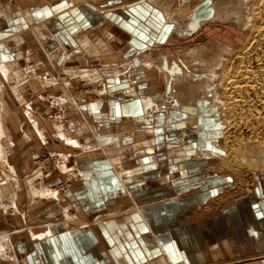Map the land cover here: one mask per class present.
Segmentation results:
<instances>
[{
  "label": "crops",
  "instance_id": "crops-1",
  "mask_svg": "<svg viewBox=\"0 0 264 264\" xmlns=\"http://www.w3.org/2000/svg\"><path fill=\"white\" fill-rule=\"evenodd\" d=\"M193 1L115 0L93 6L82 0H12L10 7L0 8V264H213L251 245L254 234L246 235L244 224L234 220L242 203L199 220L208 193L196 187L205 158L195 157L207 151L208 136L194 134L195 128L190 133L188 126L181 150L159 144L163 136H172L169 130L184 131L186 126L178 125L188 115L177 108L161 124L158 117L157 125H135L147 114L148 97L160 99L164 93L165 76L145 61L175 62L171 53L181 50L177 40L194 35L190 13L199 5ZM184 22L190 24L186 30L180 26ZM90 62H98L100 71ZM68 67L81 75L104 74L100 87L106 93L94 101L76 92L78 81L66 88L59 79ZM114 70L118 76L110 73ZM156 74L163 80L161 94L152 91ZM50 82L55 84L49 87ZM47 93L71 98L75 106L53 107ZM61 115L69 128L66 136L89 148L66 147L57 131ZM94 135L104 152L102 162L91 151L98 146ZM195 135L198 142L191 140ZM202 136L206 139L199 143ZM114 150L121 160L113 164L108 152ZM45 151L68 156L65 166L74 174L66 199L61 193L34 197L27 183L36 175L34 161ZM59 171L37 186L47 190L62 183L67 174ZM121 172L123 178L117 176ZM257 199L264 209L262 196ZM64 204L89 226L66 227ZM47 227L52 235L33 237Z\"/></svg>",
  "mask_w": 264,
  "mask_h": 264
},
{
  "label": "rangeland",
  "instance_id": "rangeland-1",
  "mask_svg": "<svg viewBox=\"0 0 264 264\" xmlns=\"http://www.w3.org/2000/svg\"><path fill=\"white\" fill-rule=\"evenodd\" d=\"M85 1H87L86 3L90 2V4H94L93 6H95V5H98V6L99 5L105 6L106 5L107 6V4H109V2H114L115 0H85ZM116 1H121V0H116ZM198 1L199 0L193 1L194 5L195 4L200 5L206 1H212V0H200L201 2L200 1L198 2ZM228 1L225 2V4H224L225 6H222L223 9L221 8V10H220V13L222 14V15L220 14L221 17L214 16L216 14L217 9L215 8L216 7L215 3H213L215 6L213 8H215L216 10L214 9V14L212 15L213 16L212 20H205L207 22L200 21L199 23L195 24L193 29L191 30L194 35L190 36V37L189 36H187V37L183 36V38L177 40L179 42L178 46L181 47V50H179L178 53H176V52L171 53V55L173 57L175 56L173 61L177 62L178 64H181L184 62V58H185L184 56L185 55H186V57L190 58L188 56L189 52L192 53L194 51H197L199 48H201V49L202 48L203 49H207V48L209 49L210 48L209 50L207 49L206 51H202L201 54H200V51L199 52L197 51L198 54L196 55V58L200 57L199 59H200L201 63L197 62L195 64L196 66H194L193 72L197 76H199V74H201L203 77H205L206 74L209 73L208 70L211 69V66L215 65V64L217 65L216 66V67H218L216 69L217 78L214 80L215 81L214 87H212V89H214L213 92L209 96L206 95L207 98L199 95L198 96L199 98L197 99L199 102L198 105H200V109H202V111H205L206 112L205 114L210 115L216 119L218 118L217 120H219V115L221 116L220 113L223 109L222 106L224 105L222 103L223 102L225 103V97H223V95L221 96V94L223 93V89H221V84L223 82H225V81H223L224 79L222 78L224 76L223 70L228 69L227 72L233 73L234 71L237 70L238 63H240L239 57L231 56V58H230L227 53L224 54L225 51L223 50V48L224 47L227 48L229 46H232V49H231L232 51L239 50V48H241V46H242L243 42L246 40V38L248 36L249 37L251 36L252 33L250 34V32H251L250 28L254 24L257 23V21L254 20L255 15H253L255 8H256L255 2H253L252 0H246V1L244 0L245 5H243V9H241V11H244L243 13H245L244 14L245 16L242 18H244L246 20L245 21L246 24L243 25V23H242L240 25V21H237L238 17H236L235 15H233L232 16L233 19H230V20L227 17H224V14H226V11H227L225 8L226 4L228 7H230L232 5L231 1H229V2ZM74 2L79 4L81 2V0H74ZM237 4H240V2L237 1ZM10 6L11 5H9V7ZM236 9L237 8H235V10ZM250 13L252 14L253 17L251 16ZM188 25H190V24H188V22L187 23L184 22V23L180 24L182 29H185V30H186V28L189 27ZM249 40L247 39L248 42L246 41V43H245L246 47L242 51V53H243L242 59L245 63H248L249 58H250V59H252V62H251L252 68H255V69L263 68V70H264V61H263L264 60V48L253 47L255 45L253 43L254 42V36H253L252 41L249 42ZM192 47L193 48L195 47L196 49H192ZM190 50H192V51H190ZM257 54L262 59L261 63H258L255 61ZM221 57H223V58H221ZM219 60H220V62H219ZM204 62L206 63V65L209 64V66L204 65ZM90 64H93V67L95 68V70H99L101 68V65L98 64V62H96V63L90 62ZM239 66H242V65L239 64ZM223 67H224V69H223ZM153 77H154V80L155 79L156 80H155V84L152 88L153 89L152 91H157V92H160V94H161L162 93L161 89H162L163 80L157 74L154 75ZM254 80L256 82L257 81L260 82L261 77L260 78L258 77ZM85 84H86L85 82H81L79 84L78 89H77L78 91H76V90L75 91L78 92V94H80V95L85 94L87 97H92V99L94 101H98L100 98L97 94H99V93H96L90 86L85 85ZM180 88H183V87H180ZM87 89H89V90L86 91ZM98 90L99 89H97V91ZM259 90H261L260 92H262L264 94V89L260 88ZM214 92H215V95L217 92V95H219L220 99L218 98V100H217V98L216 99L214 98V100H213L214 103H213L212 100H210V99H211V97H214L213 96ZM200 94H205V90H203V92H201ZM45 99H47L46 96H45ZM47 100L50 101V99H47ZM209 102H211V103H209ZM212 104H213V107H212ZM257 108L259 111L258 116L254 119L252 118V121H250L249 120L250 118L248 117V114L246 113L248 107H247V105L244 106V110H246L244 116H246V117L243 116L244 119L241 118L242 120L238 119L239 126H240L239 128L230 130V133H232V134H230L232 142L235 139H237L238 141H239V139H243L244 141L250 140L252 142H254V141H257L259 143L261 142L263 144L262 146H264V143H263L264 142V109H263L261 104H259ZM188 117H190V116L189 115L187 117L184 116L183 119H185V121H187L186 118H188ZM219 121L221 122L222 119ZM189 126H191L190 127V129H191L190 133H193L194 132L193 130L195 128L194 134H198L199 129H196V127H194L193 125H189ZM179 129H184V128H179ZM188 131H189L188 126H186V129L184 131H182V132L179 131L180 133H183L182 135L176 134V129L172 130V131L169 130L170 135H172V136H169V138H168V136H163V139H161V141H159V144H161V146H162V148H164V150H166V149L172 150V148L181 150L180 148L183 146L182 141L187 142V139H188L187 135L189 134ZM201 132L203 134L207 135L203 131H201ZM221 133H222V135H221V138L219 141V143H221L220 144L221 146L219 147L220 149L214 150V148H212L211 144H209V146L205 145V148H208L207 151L212 152L213 156L217 155V157L213 158V159L207 158V159L203 160L202 163L204 165H202V167H200L201 170H197V171H199V173H197V174H199L197 177V178H199V182L197 180L198 185L196 187H198L199 190L202 188V190H204V192H206L205 194L208 193V196L206 197V199H204L203 202L201 203L202 205L203 204L204 205L202 206L203 208H202L201 212H199V214H200L199 220L202 221L204 218H207V217L212 216V215H217V216L221 215L227 211L233 210L234 207H238V205L242 203L240 205L241 210H239V208H237L238 213L235 215L234 220H237V222H242L244 224V227H241V229L244 228V232L246 235H248V233L254 234V235L252 237L249 236L250 240L248 241V243L251 242V245H248L247 248L246 247L245 248L244 247L238 248V250L236 251V253L234 255H233V253H229L230 255H232L231 258H227L224 256L220 259H214L215 262L213 264H264V209L261 208L262 207L261 199H257V195H260V196H262V198L264 200V168H263L264 167L263 166L264 165V157L258 159V161H257L255 159L252 160L250 157L245 155V157H244V160L246 161L245 164L243 162H241L242 160L240 161L239 159H238V161L235 160L236 162H238V164H234V162L232 160H228V162H227L226 158L229 156V153H231L232 150H231V152H228L229 147L227 146V141L225 138L227 136V133L224 130L223 131L221 130ZM194 134H192V135L190 134V135L193 136ZM197 136H199V135H197ZM197 136L195 135V137H191V140L195 139ZM204 138L205 137L202 136L199 143H201ZM194 141L198 142L197 138ZM126 143H125V145H126V147H128V141H126ZM209 143H211V142L209 141ZM231 149H232V147H231ZM161 152H162V150H161ZM187 152L188 151H186V153ZM49 153H51V152L45 151V152H43V154L40 157H38V158L42 157L41 162H44L45 163L44 166H46V168H48L46 175L44 174V176H43V177H45V180H48L46 178L56 177L57 175H59L58 170H56V168H54L55 167L54 166L55 160L53 159V160L48 161ZM192 155H195V153H192ZM34 162L40 163V161H34ZM224 162H226L225 163L226 165H223ZM252 165H254L255 167H253ZM44 166L42 165V167H44ZM35 168H36V171L34 172L33 175H35L37 173V171L39 169H41V166L36 167V165H35ZM239 171H241V172H239ZM61 181L63 182V184L69 183L68 179H62ZM58 184L59 183H56V185H54L52 188L57 187ZM205 187H207V188L205 189ZM260 190H262V191H260ZM257 203L260 206L257 205ZM257 206L259 208H257ZM239 211H240V213H239ZM72 213L75 214V211L72 210L71 214ZM260 214H261V216H260ZM233 223H234V221H232V224ZM237 230L239 231L240 229H237ZM232 233H233V231L231 229L229 231V234H232ZM260 238H261V240H260ZM258 244H260L261 247H259ZM239 253H240V255H239Z\"/></svg>",
  "mask_w": 264,
  "mask_h": 264
},
{
  "label": "bare ground",
  "instance_id": "bare-ground-1",
  "mask_svg": "<svg viewBox=\"0 0 264 264\" xmlns=\"http://www.w3.org/2000/svg\"><path fill=\"white\" fill-rule=\"evenodd\" d=\"M212 1H213V3H215L216 7L215 6L214 7L217 9L216 14L214 16L221 17L222 14L220 13V10H221L222 6H225L224 4L228 0H212ZM229 1H231L232 5L230 7H228L227 4H226L225 8H226L227 11H226V14H224V17H227L230 20V19H233L232 16L235 15L236 17H238L237 21H240V25L242 23H243V25L246 24V22H245L246 20L244 18H242V17L245 16L244 15L245 13H243L244 11H241V9H243V5H245V1L246 0L245 1L244 0H229ZM237 1H239L240 4H237ZM252 1L255 2V6H256L253 15H255V19L254 20H256L257 23L255 22L256 24H254L253 26L251 25L252 26L250 28L251 29L250 34L252 33L251 36L250 37L248 36L246 38V40L243 42L241 48H239V50H237V51L236 50L232 51L231 50L232 46H229L227 48H225V47L223 48V50L225 51L224 54L227 53L230 58H231V56L239 57L240 63H238L237 70L234 71L233 73L227 72L228 69L227 70L226 69L223 70L224 67L222 69L224 71V76L222 78L224 79L223 81H225V82H223L221 84V89H223V93L221 94V96L223 95V97H225V103L223 102L222 104H224V105L223 106L221 105L223 107V109H222V111L220 113L221 116L219 115V120L222 119V121H221L222 123L219 120H217L218 118L216 119V118H214V117H212L210 115L205 114L206 112L202 111V109H200V105H198L199 102H198L197 99L199 98L198 97L199 95L200 96H204L205 98H207L206 95L209 96L213 92L214 89H212V87H214V82H215L214 80L217 78L216 69L218 68V67H216L217 66L216 64L212 65L211 69L208 70L209 73L206 74L205 77H203L201 74H199V76L195 75V73L193 72L194 71V66H196L195 64L197 62L201 63V61L199 59L200 57L196 58V55L198 54L199 51H200V54H201L202 51H206L208 49V48L207 49L199 48L197 50L198 52L194 51V52H192L193 54L189 52L188 56L190 58L186 57V55H185L184 56L185 57L184 58V62L181 63V64H178L177 62H171V60H169V59L168 60L166 59L167 61H169V64L165 63L166 65L163 64L162 61H160V64H159V62L156 60L157 58L155 59V61H153V59L145 61L147 65L153 66L154 68L156 67L157 71L162 73L163 76H165V78H166L165 82L166 83L164 82V87H163L164 93H163V95H161L160 99L159 98L158 99L157 98L156 99H152V98L149 99V97H148L147 101L146 102L144 101L146 106H147V114H145L144 117L142 115L143 118L140 119V120H137V122L135 124L136 126L145 124V122L148 125H149V123H150V125H152V123H154V125H157L158 117H159L158 124L159 123L161 124L164 121V119L162 120V117L165 116L166 120L169 119L168 114L171 115V113L174 112V111H177L176 109L178 108L179 110H181V112L184 115L187 114V115L190 116V117L186 118L187 121L185 123L178 125V127L180 128V127H183V126L193 125V126L196 127V129H199L198 133L203 131L204 133L207 134V136H209L208 139L211 142L212 148H214V150L220 149L219 147L221 146L220 145L221 143H219V141H220V138H221V135H222L221 130L222 131L224 130L227 133V136L225 138H226V141H227V146L229 147V151L228 152H231V150H232V152L229 153V156L226 158L227 162H228V160H232L234 162V164H238V162H236V161H238V159H239L240 161L242 160L241 162H243L245 164V162H246L244 160L245 155L250 157L252 160L255 159L257 161H258V159L264 157V146H262L263 144L261 142L260 143L257 142V141L252 142L250 140H245L244 141L243 139H239V138H238L239 141L237 139H235L232 142L231 136H230V134H232V133H230V130L237 129V128L240 127L238 119H241V118L244 119V117H246V116H244V114L246 112V110H244V106L245 105H247V107H248L246 113L248 114V117L250 118L249 119L250 121H252V118L254 119V118H256L258 116L259 111H258L257 107H258L259 104H261L263 109H264V94L262 92H260L261 90H259L260 88L264 89V70H263V68H257V69L252 68L251 67L252 59L249 58V62L248 63H245L243 61V59H242V56H243L242 51L246 47L245 43H246L247 39L249 40L251 38L249 40V42H250V41H252L253 36H254V42L253 43L255 45L253 47H255V48H257V47L264 48V0H252ZM85 2L86 1H84V0L82 1V3H85ZM235 8H237V9L235 10ZM194 9H196V8H194ZM178 11H179V9H178ZM175 12H176V10H175ZM193 12H194V10L190 13L191 14L190 16H191L192 19H193V17H192ZM172 14H171V16H172ZM251 16H252V14H251ZM212 18L209 19V20H212ZM86 44H88V43H86ZM80 45H81V43H80ZM88 45H90V44H88ZM100 45L102 46V43H100ZM86 47H87V45H86ZM90 47H92V46H90ZM107 48H108V46L107 47L104 46V52H109L110 53L109 49H107ZM221 58H223V57H221ZM158 60H159V58H158ZM69 61H70V59H69ZM255 61L258 62V63L262 62V59L260 58V56H258V54L256 55ZM219 62H220V60H219ZM239 64L242 65V66H239ZM204 65H206L205 62H204ZM206 66H209V64L206 65ZM6 70H7V68H6ZM93 71H91V72H93ZM110 73L117 74V71L114 70V73L112 71H110ZM110 73L107 72L105 77H108L110 75ZM103 75H101L98 71L97 72L94 71L93 73H88V74H82L81 75V73L78 72V69H76V68L71 69V67H68L65 70V78L63 77V79L61 78L59 80H62V82L64 80L66 88L72 86V82L71 81H75V82L78 81L79 83L85 82L86 83L85 85L90 86L96 93H103V92L106 93V89H104L105 87H102V88L100 87V86H102V85H100L101 83L106 82V79L103 77ZM117 76H118V74H117ZM258 77L259 78L261 77V81L260 82L259 81L256 82L254 80V79L258 78ZM118 81H120V80H118ZM53 84H55V83L54 82L53 83L50 82V83H48V86L51 87ZM180 87H183L184 89L180 88ZM131 88H133V87H131ZM97 89H99V90L97 91ZM88 90L89 89H87L86 91H88ZM203 90H205V94H200L201 92H203ZM213 96L214 97H211V99H210V100H212L213 103H214V101H213L214 98L215 99L217 98V100H218V98L220 99L219 95H217V92H216V95H215V92H214ZM46 98L50 99V102H51L50 104L53 107H57L58 109L65 110L64 108L67 107V106L68 107L69 106H75L74 101H72L71 98L66 99V98H62V97H59V96H56V95H52V94H48V93H47ZM51 98H53V99H51ZM47 99H45V100H47ZM143 99H145V98H143ZM69 101L71 103H69ZM209 103H211V102H209ZM172 107H175V108H172ZM212 107H213V104H212ZM62 119H63V115H61V117L59 118V125H58V130L57 131L59 132V137H61V138H63V140H65L66 147H70V146L73 145V146H76V148L77 147L80 148V149L82 148L83 150L85 148H89L86 145H85L86 147L85 146L81 147V144L77 140L75 141V140H73L71 138L69 139L66 136L65 129H69V128L66 127L65 121L62 120ZM36 123L35 124L33 123V125H36ZM35 128L37 129L39 134L43 136L42 129L41 128L38 129L37 126H35ZM133 130L135 131V129H133ZM136 130L139 131L141 129L140 128H136ZM179 134L182 135V133H179ZM0 135L2 136L3 134L0 133ZM91 137H92V139L95 142L98 141V139L95 137V135L91 136ZM90 140H91L90 138H87V141H86L87 144L89 143ZM97 144H98V146L96 145V148H98V149L96 150V148H94L91 151H92L93 155H95L96 160L100 161L101 159L99 158V156L102 155L104 152L101 151L103 149L101 147L100 141H98ZM231 147H232V149H231ZM51 153H53V157L54 158L57 157V160H56V163H55V167H58L59 170L61 171V173H66L67 174V177H65L64 179H68L69 183L64 184L65 185L64 186V191H61V189H58V188L57 189L49 188V189L46 190V189H43V187L40 188L39 186H37L38 183L41 184V186L44 183L43 182V176H44L45 170L47 168H45V166L42 167V165H43L42 163L40 164V163H35L34 162V165H36V167L41 166V169H39L37 171L35 176L30 177V179H28L27 183L30 186V189L34 192V195H33L34 197H39V198H42V197H44V198L45 197L46 198L53 197V198H57L58 194L61 193L60 196H63V198L66 199L68 197L67 195L71 194V192L73 191V184H72L73 180H71L72 179L71 176H73V175H71V174H74V172L70 171L69 168L65 166V162H66V160L68 158V156L66 154L61 153V152H56V151L55 152H51ZM108 153H109L108 154V158L113 161V164H114V162L119 163L121 158H120V155L118 154V152H115V150H114V151H109ZM216 157H217V155L213 156L212 152L203 150V151L199 152L196 155L195 158L196 159H202V158H205V159H207V158L211 159L212 158L213 159V158H216ZM1 162H2V158H1V155H0V163ZM62 162H63V165H61ZM100 162H102V161H100ZM225 163L226 162H224L223 165H226ZM252 166L255 167L254 165H252ZM183 167L184 166H182V174L185 175V171H184ZM117 168H120V167H117ZM136 170H140V169H136ZM136 170H134L133 173L140 172V171H136ZM124 172L119 173L117 176H120L121 178H123V176H124L123 173ZM239 172H241V171H239ZM125 173H128V172H125ZM166 181H167V179H166ZM166 181H164V182H166ZM104 196H105V194H104ZM64 206H66V208H64V211H65V216L64 217L66 218V220L64 221V225L66 227L79 226V228L83 229V228H86L87 226H89V225H87V224H89V222H84L82 220H80V221L77 220L76 219V215L73 214V213L71 214V211L67 207L68 206L67 204H64ZM129 210H127V211H129ZM119 213H122V212H119ZM115 216H113V217H115ZM100 220H98V221H100ZM52 233L53 232L50 230V227L49 228L47 227V228H45L43 230V232H39V233L33 234V237L42 240L44 238H47V236L52 235ZM9 249H11V248L9 247Z\"/></svg>",
  "mask_w": 264,
  "mask_h": 264
},
{
  "label": "water",
  "instance_id": "water-1",
  "mask_svg": "<svg viewBox=\"0 0 264 264\" xmlns=\"http://www.w3.org/2000/svg\"><path fill=\"white\" fill-rule=\"evenodd\" d=\"M214 13V8L212 7L211 1H206L200 4L196 10L192 14V22L195 24L199 23L200 21H205L211 19Z\"/></svg>",
  "mask_w": 264,
  "mask_h": 264
},
{
  "label": "built area",
  "instance_id": "built-area-1",
  "mask_svg": "<svg viewBox=\"0 0 264 264\" xmlns=\"http://www.w3.org/2000/svg\"><path fill=\"white\" fill-rule=\"evenodd\" d=\"M13 2L11 1V0H0V8L2 7V6H7V5H10V4H12ZM42 158V157H41ZM41 158H37L35 161H40V163H42L43 164V166L45 165V163L44 162H41ZM55 160V163H56V160H57V157L56 158H54L53 157V153H49V159H48V161H50V160ZM55 163H54V166H55ZM45 168H46V166H45ZM54 168H56V170H58L59 171V168L58 167H54ZM38 170V169H37ZM47 171H48V168L45 170V175H46V173H47ZM62 185V186H61ZM64 184L63 183H61V184H58L57 185V187H55L54 189H61V191H64ZM69 186V185H68ZM67 186V187H68Z\"/></svg>",
  "mask_w": 264,
  "mask_h": 264
}]
</instances>
